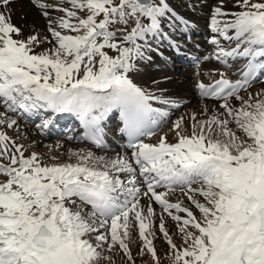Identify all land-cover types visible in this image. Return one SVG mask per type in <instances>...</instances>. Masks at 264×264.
I'll return each instance as SVG.
<instances>
[{
  "label": "snow or ice",
  "instance_id": "obj_1",
  "mask_svg": "<svg viewBox=\"0 0 264 264\" xmlns=\"http://www.w3.org/2000/svg\"><path fill=\"white\" fill-rule=\"evenodd\" d=\"M11 3L0 0V100L6 110L48 112L41 129L59 114H75L84 139L102 150L108 148L105 124L118 114L130 152L81 149L71 152L74 163H48L37 152L25 155L24 145L0 131V264H115V253L136 264L133 230L142 242L138 255L161 264L157 228L171 264H264V89L249 91L264 82V0H236L241 10L232 12L214 7L210 29L228 42L224 47L212 37L215 58L225 65L242 62L241 78L221 73L211 85L199 83L202 96L219 101L218 108L209 115L205 106L200 115L207 119L193 113L190 133L181 116L170 129L177 142L164 134L155 144L144 138L169 113L153 102L179 103L138 85L131 74L138 61L150 59L151 41L166 38V22L176 17L169 0H34L55 44L36 34L21 38ZM50 10L63 15L54 18ZM178 19L187 30L188 21ZM45 42L52 47L36 53ZM16 123L0 113V125ZM177 188L189 204L170 201ZM153 204L162 209L158 225ZM165 214L176 222L181 245Z\"/></svg>",
  "mask_w": 264,
  "mask_h": 264
},
{
  "label": "bare ground",
  "instance_id": "obj_2",
  "mask_svg": "<svg viewBox=\"0 0 264 264\" xmlns=\"http://www.w3.org/2000/svg\"><path fill=\"white\" fill-rule=\"evenodd\" d=\"M41 2H55L59 4L60 0H41ZM169 3L174 9L176 17L166 22L163 31L165 34L170 33V35L171 33L173 34V32L174 34L179 35L186 31L185 25L180 19H178V17H183L184 20L188 21L189 27L187 31H190L189 28L195 26L196 28H202L197 24L198 20H201V23L204 22L203 26H208L210 24L212 11L216 6L222 4L224 10L230 12L241 10L234 6L236 0H169ZM62 6L70 7V5L67 4H63ZM10 8L12 23L21 27L23 30V37L21 38L36 34L39 37H47L48 40L52 41V44H55V40L51 37V34L48 31V19L42 15V10L35 6L34 0H12ZM50 12L54 18L63 15V13H59L55 10H50ZM194 30V28L191 29V31ZM217 36L219 35L217 34ZM212 37L213 35L209 36L207 41L193 42L194 44L192 47L185 44H183L184 46H181V44L177 42L175 45H178V47L181 48L182 55L174 51L176 47L172 46L171 43L167 45V38L161 39L160 37H157V39L154 40L155 44L165 41V46H153L149 54L146 55L150 57V59L146 58L142 60V65L136 66V71L131 74L132 79L138 85L148 89L157 96L168 98L179 103V107H172L170 105L158 104L155 101L153 102L154 107H160L169 113V116L167 117L169 121L174 115L176 116V113L179 110L185 108L182 113L176 116V120L181 116L185 117L184 126L186 133H190L191 131L189 127L191 123L189 117L193 113H196L198 117L204 116L200 115V113L205 106H207L210 115L213 110L218 108L220 103L219 101L208 99L201 100L198 94V84L201 82L210 84L219 79L221 73L226 74L227 77L233 81L241 78L240 69L243 67L242 62L237 63L230 59L229 64L225 65L220 61H217L215 56L218 52V48L210 43ZM217 38L220 40L222 46L228 47V42L224 41L221 36ZM52 44L45 42L36 46L34 51L39 53L50 49ZM206 44H208L207 49L205 47ZM109 54L114 55L115 53L110 51ZM195 56L201 60L200 65L195 68H187L186 62H190ZM261 89H264V82L253 85L249 91L255 93ZM247 94V92H242V95L246 96ZM233 103L239 106V102L233 101ZM5 112H7V118L15 119L17 123L12 128H8L6 125H0V131L6 132L7 135L15 140L18 145H24L27 150L25 155H28L31 152H37L48 163H64L69 160L74 163L76 157L71 156V152L80 151L81 149L91 150L97 155L107 156H113L117 152H130V150L126 149L125 142L122 140L118 131V128L122 126L118 114L115 115L114 118H110L105 124L106 138L111 147L109 150H102L85 144L83 142L84 133L82 131H46V129H41L33 124L34 121L32 119L20 122L17 110L15 112L7 111L6 106L3 104L2 100H0V113ZM35 113L37 112H34V114ZM42 114L44 115L45 113ZM205 118H207V116H204L203 119ZM176 120H172V123L167 125V127L162 128L153 138L145 140V142L155 144L164 134H167V141L169 143L177 142L175 132L170 131ZM78 138H81V140L78 141ZM47 139H49V141ZM52 156H58L59 159L57 161H52L50 159ZM0 179H2V177H0ZM165 190L166 189L163 188L158 189V191ZM169 199L172 202L180 199L183 200L185 204H189L180 191H175V193L170 194ZM141 202L143 204L148 203L146 199ZM153 207L158 217L160 214L159 210L162 211V209L158 204H153ZM166 227L168 228L170 235L174 237V224H172V222H167ZM136 233L137 231L133 230L132 239L136 238Z\"/></svg>",
  "mask_w": 264,
  "mask_h": 264
},
{
  "label": "rangeland",
  "instance_id": "obj_3",
  "mask_svg": "<svg viewBox=\"0 0 264 264\" xmlns=\"http://www.w3.org/2000/svg\"><path fill=\"white\" fill-rule=\"evenodd\" d=\"M215 1H219V0H215ZM203 23L204 22L201 23V20H198L197 24L199 26H203ZM136 65L140 66V61H138ZM184 109L185 108H182L181 110H179L176 113V116L178 114L182 113L184 111ZM176 116L174 115L173 118L170 120V122L167 125L172 123L171 122L172 120H174V119L176 120V118H177ZM203 118H204V116L198 117V119H203ZM205 119H207V118H205ZM47 140L49 141V139H47ZM176 191H179V189L176 190ZM200 199L203 200L202 197ZM193 211L195 212V214L199 218L200 213H199L198 210H196L194 208V206H193ZM161 212L162 211L159 210V213H161ZM181 215H184V214H181ZM157 218L158 219H156V221H157V225H158L159 224V215H158ZM165 218H166V224H167V222H172V224H174V230H175L174 234L175 235H174L173 239L178 245H181L183 243V241H182L181 234L178 232V229H177V226H176V222L172 221L170 217L166 216V214H165ZM156 234H157V238L155 239L154 243H155V246L157 248L158 254L160 255V258H161V264H171V261L169 259V256L171 255L170 250H169V245L167 244L166 240L164 239L162 233L159 232L158 228H157ZM136 235L138 236V233H136ZM137 236H136V238H133L131 240V242H130V247L132 248L133 256H134V258L136 260V264H152V260H151V257L149 255H145L143 257L138 255V252L140 251V248L142 247V242L139 240V237L137 238ZM114 260H115V264H125L126 257H124L122 255V253H115L114 254Z\"/></svg>",
  "mask_w": 264,
  "mask_h": 264
}]
</instances>
